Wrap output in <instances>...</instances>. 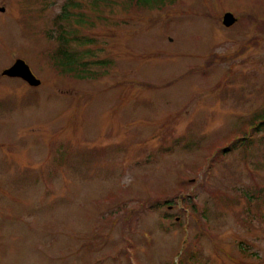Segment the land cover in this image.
Masks as SVG:
<instances>
[{"label": "rangeland", "instance_id": "obj_1", "mask_svg": "<svg viewBox=\"0 0 264 264\" xmlns=\"http://www.w3.org/2000/svg\"><path fill=\"white\" fill-rule=\"evenodd\" d=\"M64 1L0 0V264H264V0H71L88 77Z\"/></svg>", "mask_w": 264, "mask_h": 264}, {"label": "trees", "instance_id": "obj_2", "mask_svg": "<svg viewBox=\"0 0 264 264\" xmlns=\"http://www.w3.org/2000/svg\"><path fill=\"white\" fill-rule=\"evenodd\" d=\"M161 2H163V0H161ZM143 3L145 5L150 4L146 0H143ZM76 7L79 8L78 3L71 0L64 1L61 4L60 11L54 16V27L51 28L52 34L50 36L58 42L56 60L68 68V70L76 72L78 77H88L92 76V74L89 73L86 68L87 63H81L77 55L78 53L76 51H70L69 43H89L91 40L78 36L75 30L69 31L65 28V25L72 20L79 25L87 23L81 13L74 12ZM55 32H57L56 36ZM99 64H103V62H99Z\"/></svg>", "mask_w": 264, "mask_h": 264}, {"label": "water", "instance_id": "obj_3", "mask_svg": "<svg viewBox=\"0 0 264 264\" xmlns=\"http://www.w3.org/2000/svg\"><path fill=\"white\" fill-rule=\"evenodd\" d=\"M236 21V18L231 12H225L222 16V23L225 26H231ZM3 75L17 76L26 80L30 85H38L40 80L37 79L30 71L29 66L22 59H16L15 62L2 71Z\"/></svg>", "mask_w": 264, "mask_h": 264}]
</instances>
